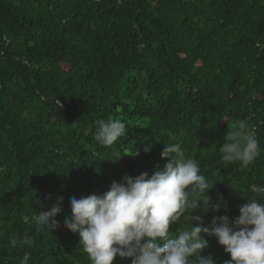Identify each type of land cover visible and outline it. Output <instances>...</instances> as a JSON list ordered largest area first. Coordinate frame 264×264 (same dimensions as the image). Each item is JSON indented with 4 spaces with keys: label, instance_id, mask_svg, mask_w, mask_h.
<instances>
[{
    "label": "trees",
    "instance_id": "16d2710c",
    "mask_svg": "<svg viewBox=\"0 0 264 264\" xmlns=\"http://www.w3.org/2000/svg\"><path fill=\"white\" fill-rule=\"evenodd\" d=\"M110 117L129 131L106 147L95 121ZM239 120L261 145L245 168L219 152ZM173 142L216 184L193 213L206 226L208 200L222 195L228 211L215 215L234 221L250 185H264V0H0V264L26 253L29 264H91L63 227L71 198L153 174ZM58 196L61 228L35 225ZM188 227L182 216L169 230ZM206 238L202 255L230 259Z\"/></svg>",
    "mask_w": 264,
    "mask_h": 264
},
{
    "label": "clouds",
    "instance_id": "9594fccd",
    "mask_svg": "<svg viewBox=\"0 0 264 264\" xmlns=\"http://www.w3.org/2000/svg\"><path fill=\"white\" fill-rule=\"evenodd\" d=\"M95 126L94 139L106 147L129 131L125 122L111 117L97 119ZM229 128L219 147L221 160L240 162L245 168L261 155L256 131L245 120ZM161 156L169 162L151 175H125L102 195L71 198L72 214L64 219L63 227L79 236V246L91 264H114L117 256L131 258V264H216L211 255H202L209 246L206 237H214L230 255L224 264H264V185H250L249 191L255 195L247 197L234 221L228 215H215L228 211L222 195L214 204L208 200V212L214 215L211 225L206 226L204 216L193 213L203 212L198 211L200 198L209 196L216 184L202 174L197 160L186 157L181 142L166 143ZM63 202L58 196L49 210L34 214L32 222L56 232L61 228L56 218L63 212ZM182 216L190 227L173 233L170 225ZM17 243L15 237L10 238L11 247ZM20 243L31 245L33 241L25 235ZM29 260L26 253L21 264H29Z\"/></svg>",
    "mask_w": 264,
    "mask_h": 264
}]
</instances>
